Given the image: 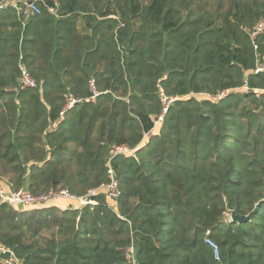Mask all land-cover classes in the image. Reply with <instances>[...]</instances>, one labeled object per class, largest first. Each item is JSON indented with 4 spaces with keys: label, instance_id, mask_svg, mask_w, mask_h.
<instances>
[{
    "label": "trees",
    "instance_id": "obj_1",
    "mask_svg": "<svg viewBox=\"0 0 264 264\" xmlns=\"http://www.w3.org/2000/svg\"><path fill=\"white\" fill-rule=\"evenodd\" d=\"M44 1L54 6L55 0ZM58 2L62 18L83 14L96 24L88 47L78 49L85 57L82 75L70 94L55 92L51 100L44 88L21 91L22 51L15 46L11 90H0V118L8 127L0 132V179L11 192L62 186L81 197L108 183L113 146L136 149V157L111 163L119 199L103 190L94 197L98 205L66 211L0 204V247L23 264H128L132 244L138 264H217L205 243L209 236L222 263L264 264V204L249 223L225 221L226 203L248 215L264 199V72L255 73L264 65V34L255 44L250 36L264 20V0ZM45 5V23L62 19ZM6 12L3 23L22 20L16 11ZM58 46L51 40L42 50L55 72ZM96 57L101 62L93 68ZM36 77L46 85L51 79L48 71ZM92 77L100 92L94 100ZM226 91L219 102L197 98ZM162 92L179 99L157 135ZM69 95L87 100L66 113L65 119L73 113L71 131L61 117ZM54 123L56 131L49 129ZM33 126L40 128L25 129ZM27 135L42 149L28 145Z\"/></svg>",
    "mask_w": 264,
    "mask_h": 264
},
{
    "label": "crops",
    "instance_id": "obj_2",
    "mask_svg": "<svg viewBox=\"0 0 264 264\" xmlns=\"http://www.w3.org/2000/svg\"><path fill=\"white\" fill-rule=\"evenodd\" d=\"M0 15L2 16L0 18L8 16L7 12H4ZM54 17L58 19L62 18L61 16ZM97 19L98 21H102L100 17H97ZM109 19L117 20L116 17H110ZM95 25V22L86 21L83 14L68 15L59 21H55V24L45 23L41 16L31 17L25 20H12L8 21L7 23H3L0 20V90H11V83L9 80L11 67L9 65V59L12 57L14 50H16L15 46L18 45L19 51H22L20 68H25L35 80H37V75H45L46 71H48V74L51 76V79L49 78L48 85H46L43 78H41L40 81L38 79L37 82L39 86L36 89L42 90L44 88L48 94L49 100L52 99V96L55 94V92H61L62 90H65L67 91V94H70L71 87H73L75 80L80 77V75H82V67L85 64V57H82L83 54L80 55L78 53V49H85L88 47L90 44V38L93 37L91 26ZM115 33L116 31L114 30V34ZM51 40L53 41V44H55L56 40H58V47H60V51L55 57L56 59L58 58V66L60 64V67L56 68V72L51 70L52 68L50 64L45 61L46 56H43L45 52L42 51L43 49L48 51V49L51 47ZM100 62L101 61L99 57H96L92 61L91 66L93 68H98ZM102 69L104 75V78L102 79H106L107 71L105 69V65H103ZM3 77H6V79L4 80ZM20 78L17 81L18 83H20ZM91 82L95 83L96 90L100 94L96 86L97 80L92 77L89 82V87ZM96 98H92L91 100ZM1 104L5 105L8 104V102L2 100ZM37 121L41 122L39 120ZM62 121H66L65 117ZM32 122L37 123L34 119ZM58 125V123H54L53 125L49 126V129H55L56 131ZM39 128L38 126H33V128L29 129L26 127L25 129L30 130L31 132L39 130ZM159 128L160 125L156 127L153 134L158 135L159 131H156ZM7 129L8 127H6L4 124V117L1 116L0 132L3 133V131ZM23 139L27 141L26 143L28 145H31L32 147L35 146V148L41 147L42 149L40 141H34L31 136H24ZM68 146L72 150L73 146L75 145L69 143ZM25 148L27 150H31L29 146ZM0 170L1 172L4 171L2 169ZM4 182H6L4 179H0V185L7 189V186L4 184ZM27 186H29V180L27 182ZM76 207L77 204L75 202H70L69 200H57L47 204L46 209L53 208L62 211L78 210Z\"/></svg>",
    "mask_w": 264,
    "mask_h": 264
},
{
    "label": "built area",
    "instance_id": "obj_3",
    "mask_svg": "<svg viewBox=\"0 0 264 264\" xmlns=\"http://www.w3.org/2000/svg\"><path fill=\"white\" fill-rule=\"evenodd\" d=\"M40 4L45 5L44 0H0V14L14 10L18 16L22 19H29L34 16H40L42 9ZM47 7V5H45ZM60 4L58 0L54 1V6L47 7V11L54 15L59 16ZM264 34V20L259 21L250 33L251 40L255 44L257 39ZM255 48L258 47L255 45ZM264 72V65L257 68L255 73ZM38 82L31 77L29 72L25 68H21V78L19 83V90L36 89L38 88ZM90 90L93 93L92 98H96L100 94L97 92L95 83H90ZM245 91H249L248 88ZM256 95H260V90L253 91ZM230 91H226L212 96L210 99L213 102H219L229 95ZM160 99L163 104V111L157 118L155 126H159L163 123L166 114L170 106L174 101L179 98H169L163 92L160 94ZM86 99L79 98L74 95L67 96L66 105L61 112V117H65L66 113L74 109L75 107L82 105L86 102ZM120 156L136 157V149H131L127 145H116L110 150L109 156V167H108V183L103 184L97 189L90 190L85 196H75L67 188L62 186L53 187L48 191L40 192L39 194H33L27 190L21 189L16 192L8 191L4 186L0 185V204H8L15 209H28V210H44L47 204L55 202L57 200H69L75 202L79 210L86 206L98 205V202L94 200L101 191H105L106 195L111 199H119L121 196L120 183L117 179L116 173L111 166L114 159ZM205 243L213 250L215 260L217 264H224L221 261V251L219 245L211 239L209 236L206 237ZM126 259L128 264H138L136 260V249L134 244L126 248ZM0 264H23V261L17 257V255L10 249L0 247Z\"/></svg>",
    "mask_w": 264,
    "mask_h": 264
},
{
    "label": "water",
    "instance_id": "obj_4",
    "mask_svg": "<svg viewBox=\"0 0 264 264\" xmlns=\"http://www.w3.org/2000/svg\"><path fill=\"white\" fill-rule=\"evenodd\" d=\"M126 51L127 53L130 52V48L128 47ZM226 204H227V211L229 212V216H230V223L231 224H243V223L251 222L253 218L259 213L260 208L264 204V199L258 202L255 208L253 209V211L249 213L248 215H238L235 211L230 209L228 203Z\"/></svg>",
    "mask_w": 264,
    "mask_h": 264
},
{
    "label": "rangeland",
    "instance_id": "obj_5",
    "mask_svg": "<svg viewBox=\"0 0 264 264\" xmlns=\"http://www.w3.org/2000/svg\"><path fill=\"white\" fill-rule=\"evenodd\" d=\"M223 1H227V0H223ZM245 89L246 88H243V89H240L239 91H245ZM197 98H199L200 100L201 99H203V98H205V99H211L212 98V96H207V95H204V96H199V97H197ZM72 114L73 113H68V115H67V117H66V122H65V129L66 130H69V131H71V129L73 128L72 127ZM75 116V115H74ZM73 116V117H74ZM159 130H157L156 132H158ZM21 210V209H20ZM22 210H24V211H27L28 209H22ZM22 212V211H21ZM225 221H227L228 223H230V216H229V214L227 215V218H226V220Z\"/></svg>",
    "mask_w": 264,
    "mask_h": 264
}]
</instances>
